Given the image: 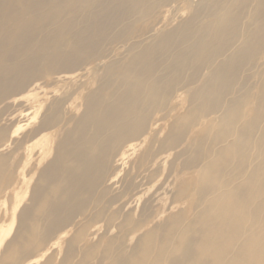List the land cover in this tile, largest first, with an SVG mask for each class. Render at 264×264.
Returning a JSON list of instances; mask_svg holds the SVG:
<instances>
[{"label":"bare ground","instance_id":"bare-ground-1","mask_svg":"<svg viewBox=\"0 0 264 264\" xmlns=\"http://www.w3.org/2000/svg\"><path fill=\"white\" fill-rule=\"evenodd\" d=\"M0 264H264V0H0Z\"/></svg>","mask_w":264,"mask_h":264},{"label":"rangeland","instance_id":"rangeland-1","mask_svg":"<svg viewBox=\"0 0 264 264\" xmlns=\"http://www.w3.org/2000/svg\"><path fill=\"white\" fill-rule=\"evenodd\" d=\"M179 5H180V7H179ZM178 5V7H176V10H177V12L176 13H174V12H171L170 14L169 13H167V14H165V16H164V18H165V21L166 20H171V21H173V22H175L176 20H177V17L181 14V15H183V16H185L186 15V10H184L183 8H184V5L183 4H179ZM182 6V7H181ZM180 8H182V9H180ZM179 9V10H178ZM181 11V12H180ZM178 13H179V15H178ZM178 15V16H177ZM166 16H167V18H166ZM169 17V18H168ZM176 17V18H175ZM257 71H260L259 69H256ZM256 70H255V72H256ZM253 80H255V79H253ZM95 81H93L92 82V87H94L95 86ZM53 86H56V85H53ZM58 87V86H57ZM47 88H52V87H47ZM54 88V87H53ZM35 94V92H31V94ZM37 93V92H36ZM30 94V93H29ZM187 96L186 95H183V98H182V102L181 103H179L180 104V106H179V112L181 113V111H183L184 110V108H186L187 107ZM24 109L25 108H23V111L21 110V113H27L28 115H27V117L25 118V119H28V118H30V117H32L33 116V112H34V110H32V109H26L25 111H24ZM20 110L18 111V112H20ZM21 113H19V114H21ZM33 124V123H32ZM14 125V126H13ZM13 125H11V127L9 126H7L6 128H8L7 130L8 131H14V129H15V124H13ZM6 126V125H5ZM4 126V127H5ZM13 126V127H12ZM9 128H10V130H9ZM11 128H12V130H11ZM167 124L164 126V128H163V132H162V137L165 135V133L167 132ZM145 149H146V146L145 147H142L139 151H137L136 153H135V155L133 156V159H137L142 153H144L145 152ZM128 167V166H127ZM127 167H126V169H127ZM24 185H20L19 187H18V189H16V191H20V192H23L24 190ZM13 203H14V201H13V199L11 200L10 199V202H8L6 205H4L2 208H1V212H2V210L4 211L5 210V208L9 211L10 210V208H11V206L13 205ZM183 204V205H182ZM184 204H186L185 203V201L184 200H182V202L179 204V208L181 207V209H185L186 207V205H184ZM184 206V207H183ZM183 207V208H182ZM7 211V212H8ZM6 219H7V213H6ZM59 260L60 259V256H58V258H56V260ZM57 262V261H56Z\"/></svg>","mask_w":264,"mask_h":264}]
</instances>
